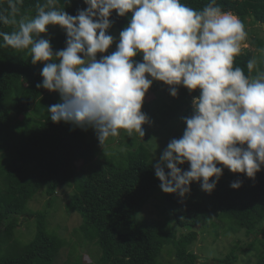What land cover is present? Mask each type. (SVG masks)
<instances>
[{
	"label": "trees",
	"instance_id": "1",
	"mask_svg": "<svg viewBox=\"0 0 264 264\" xmlns=\"http://www.w3.org/2000/svg\"><path fill=\"white\" fill-rule=\"evenodd\" d=\"M36 2L24 0L17 19L34 16ZM182 2L202 9L208 0ZM217 3L236 15L246 31L248 24L264 25V0H217ZM5 7L6 0H0V8ZM59 7L76 15L87 5L84 0H70L66 5L60 0ZM130 18L131 13L121 17L114 10L110 29L120 34ZM0 31L11 32L12 26L0 25ZM48 39L54 51L66 47L65 31ZM118 42L114 41L106 53H98L97 58L111 54ZM252 44L264 48V41L259 38ZM253 57L250 50L242 49L235 65L248 74L246 64ZM135 58L143 62L142 55ZM43 66V63L33 65L27 50L17 52L0 47V264H55L68 242L49 228L48 210L35 212L29 203L42 192L49 197V207L58 189L72 182L75 192L69 208L82 218L79 228L82 237L84 234L100 251L91 264H168L163 260L166 251H175L176 258L183 264H197V254L190 250L198 236L197 228H211L210 222H218L222 217L236 222L247 231L248 237L262 235L264 166L254 179L224 168L211 193L202 190L201 182L197 181L192 182L191 192L185 198L165 193L155 176V162L145 154L138 138L134 142L139 147L128 141L124 150L115 152L103 164L97 158L102 147L95 129L85 130L71 123L51 121L47 107L60 102L61 97L58 92L36 87L42 83ZM170 87L163 81H153L149 90L169 94L170 102L166 96H160L155 107H147L145 113L149 122L143 125L145 128L192 115V101L199 96V90L190 92L180 85L178 95L173 97ZM183 126L186 128L185 122ZM78 162H82L81 168ZM179 166L183 170L190 167L188 163ZM235 181L242 182L239 189L231 187ZM157 198L166 204L169 215L149 220L141 211ZM32 217L34 220H29ZM24 221L34 227L29 238H22L18 233ZM257 239L247 242L245 249L253 247ZM257 253L256 264H264V248ZM237 259L238 255L232 253L215 264H233ZM65 264H82L75 243L69 244Z\"/></svg>",
	"mask_w": 264,
	"mask_h": 264
},
{
	"label": "clouds",
	"instance_id": "2",
	"mask_svg": "<svg viewBox=\"0 0 264 264\" xmlns=\"http://www.w3.org/2000/svg\"><path fill=\"white\" fill-rule=\"evenodd\" d=\"M23 3L6 0L7 7L0 8V25L12 26L11 32L0 31V47L27 50L33 65L43 63V80L36 87L61 97L47 107L51 121L95 129L104 150L121 130L132 138L145 136L143 125L149 121L142 107L154 80L171 86L173 97L182 85L200 94L193 98L192 115L183 118V135L173 138L154 164L162 191L185 198L197 181L211 193L224 168L253 179L261 171L264 70L256 57L246 64L248 74L235 65L247 31L217 0L202 9L182 0H84L87 8L76 15L59 7L60 0H37L34 16L17 19ZM114 10L131 18L116 50L98 59L114 43L108 34ZM49 25L65 31L64 49L54 51L41 36ZM138 54L143 62L133 59ZM185 163L188 170L179 166ZM241 185L235 181L231 187Z\"/></svg>",
	"mask_w": 264,
	"mask_h": 264
},
{
	"label": "rangeland",
	"instance_id": "3",
	"mask_svg": "<svg viewBox=\"0 0 264 264\" xmlns=\"http://www.w3.org/2000/svg\"><path fill=\"white\" fill-rule=\"evenodd\" d=\"M30 17V16H27ZM64 32L58 25H49L48 32L41 34L43 38L48 39L51 36H55L59 33ZM108 34L112 35L115 39L114 41H119V33L116 30L109 29ZM259 38L264 41V25L260 23H255L252 25L248 24L247 28V40L242 44V49H248L253 53V56L257 58L259 67L263 70L264 68V48L259 49L257 46L252 44V41ZM116 46L112 50L114 52ZM111 52V53H112ZM136 60V58H133ZM255 74V73H254ZM160 96H166L168 102H170V95H165L162 92L153 93L148 90L143 103L142 111L145 113L147 107H155L156 100ZM184 121L175 117L173 120L165 125H160L156 127H144L145 136L140 138L138 135L135 138L129 137L124 130H121L120 135L112 140L110 137L104 150L101 149L97 158L98 160L105 164L106 160L111 159L114 153L117 151H122L125 149L126 143L134 142V139H139L140 145L145 148V154L153 161L156 162L158 157L162 155L163 151L167 148L168 143L173 138H180L183 135ZM138 142V141H137ZM139 143V142H138ZM137 147H139L137 145ZM96 158V159H97ZM82 162H78V167L81 168ZM75 192L74 182L71 185L60 187L56 194V199L51 206L48 204V196L40 192L36 197L29 203L31 210L35 212H40L48 210V226L52 230H56L60 237L66 239L68 245L64 247L57 259L55 264H65L69 253V244H76V253L81 256L82 264L95 263L96 259L99 257L100 251L98 246L93 242L89 241L84 234L80 233L79 228L82 224L81 216L72 211L69 208L70 201ZM141 214L149 220H159L160 218L169 215L166 208V204H162L161 199H155L151 204H148L142 211ZM29 220H34V217ZM216 220V219H215ZM211 228L206 226H201L197 228V239L193 246L190 247L194 253L197 254V264H215L219 263V260L225 258L226 256L235 253L238 255L236 263L233 264H256L257 252L263 250V240L264 232L262 235H246L247 231L245 229L239 228L238 224L229 218H218V222L212 220L210 222ZM18 233L22 238H29L34 233V227L28 221H24L18 230ZM219 235V236H218ZM258 238L253 245L248 250L245 249V245L250 240ZM83 240L81 241V239ZM246 250V251H245ZM257 253V254H256ZM163 260L168 264H183L182 261L176 258L175 251H166L163 255Z\"/></svg>",
	"mask_w": 264,
	"mask_h": 264
}]
</instances>
